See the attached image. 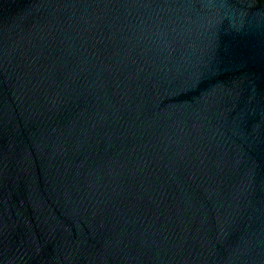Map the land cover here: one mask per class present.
<instances>
[{"label": "water", "instance_id": "95a60500", "mask_svg": "<svg viewBox=\"0 0 264 264\" xmlns=\"http://www.w3.org/2000/svg\"><path fill=\"white\" fill-rule=\"evenodd\" d=\"M0 264H264V0H0Z\"/></svg>", "mask_w": 264, "mask_h": 264}]
</instances>
